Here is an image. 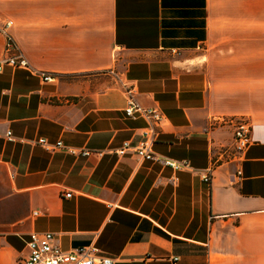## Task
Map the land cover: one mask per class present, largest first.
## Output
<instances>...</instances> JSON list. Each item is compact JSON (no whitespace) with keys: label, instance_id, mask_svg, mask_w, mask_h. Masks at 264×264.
<instances>
[{"label":"crops","instance_id":"crops-1","mask_svg":"<svg viewBox=\"0 0 264 264\" xmlns=\"http://www.w3.org/2000/svg\"><path fill=\"white\" fill-rule=\"evenodd\" d=\"M0 17L28 63L0 73V264L32 232L115 264H264V0H0ZM130 97L164 116L154 160L116 151L147 126ZM220 117L248 119L243 154Z\"/></svg>","mask_w":264,"mask_h":264},{"label":"built area","instance_id":"built-area-1","mask_svg":"<svg viewBox=\"0 0 264 264\" xmlns=\"http://www.w3.org/2000/svg\"><path fill=\"white\" fill-rule=\"evenodd\" d=\"M14 22L10 19L0 17V31L6 33L7 44L5 55L0 59V73L5 65L15 67H26L28 65L23 56L16 54V46L8 29L12 27ZM44 81H50L53 76L48 73H43ZM128 117L133 119L143 118L147 122V126L143 132L142 140L137 144H132L125 141L116 151L123 155L129 150L135 151L137 156L144 160H154L153 145L158 137V128L164 123L162 112L156 107H145L137 103L130 97L128 106L125 110ZM214 122H220L224 125H231L234 130V140L232 151L234 154H243L248 147L253 143L251 135V125L247 118H227L220 117ZM1 134V132H0ZM9 140H14L12 132L7 130L3 134ZM39 142L48 149L62 147V142H57L54 146L47 143L46 140L40 139ZM225 150L224 152H226ZM84 155H89L88 151L83 152ZM165 164L175 169H179L184 164H179L173 160H165ZM213 167L203 173L202 179L205 183L212 182ZM66 197H71V192L65 194ZM37 214V213H36ZM28 253L19 259V264H115L114 261L99 253V249L94 244L82 248H75L70 251H65L59 245L55 234L50 232H32L27 240Z\"/></svg>","mask_w":264,"mask_h":264}]
</instances>
